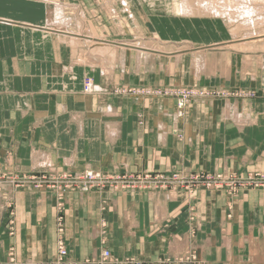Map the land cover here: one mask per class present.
Masks as SVG:
<instances>
[{
    "label": "crops",
    "instance_id": "crops-1",
    "mask_svg": "<svg viewBox=\"0 0 264 264\" xmlns=\"http://www.w3.org/2000/svg\"><path fill=\"white\" fill-rule=\"evenodd\" d=\"M120 1L130 32L108 20L100 0H0V174L48 165L264 173V34L236 37L221 20L177 17L157 0ZM154 10L216 32L162 34ZM86 78L93 93L84 92ZM188 88L192 101L179 109ZM64 200L58 237L52 193L1 186L0 264H55L59 241L67 264L100 261L103 250L105 264H180L192 251L198 264H264L261 190L72 192Z\"/></svg>",
    "mask_w": 264,
    "mask_h": 264
},
{
    "label": "rangeland",
    "instance_id": "rangeland-1",
    "mask_svg": "<svg viewBox=\"0 0 264 264\" xmlns=\"http://www.w3.org/2000/svg\"><path fill=\"white\" fill-rule=\"evenodd\" d=\"M102 1V4H101V8L102 9H106V14H108V20L110 21H115L117 23V26L118 28L121 30V32H130L128 31L129 29H126L124 28V25H125V20L122 21L123 18L125 17H129V14L125 13L126 12V8H125V5L122 4V2L120 0H116V2L118 3L116 6H111L110 7V4L111 2H114V0H100V2ZM104 1H106V3H103ZM150 4H155V1H152V0H144ZM158 2L161 1V3H163L165 1V3L163 4L164 7L169 11L171 10L170 8L172 7V5L175 4L176 1H178L177 3H179L180 1L182 2L183 0H157ZM202 1V0H190L189 2L193 5H196V11L193 12V15H190L188 17H194V16H202V17H206V18H210V19H218V20H221L223 23H225V25L230 29L229 31L231 32L232 29H234L237 24L235 25V27H232L231 28V25L229 24L228 20H226L225 22L220 19V18H216V17H213V16H210V15H207V13H204L203 11H201V9L199 8V2ZM167 2V3H166ZM199 9V10H198ZM110 11V12H109ZM154 14H155V17L154 18H157L155 19V21H153V25H154V29L157 30V32H161L162 34H168L169 36L171 37H174L175 34L173 32H179L178 35L180 36L181 32H216L215 31V26H212V31L209 29V25L210 23H207L209 24L208 26L209 27H206L204 24L201 23V21H196V22H177L176 20L172 19L170 17L169 14H166L165 10H154L152 11ZM156 13H165L163 15H165L166 17H161V16H158ZM195 13V14H194ZM172 14H174L175 16H177L178 14H175L172 12ZM205 15V16H204ZM167 16H169V20H166L164 21L165 18H167ZM74 17V15H73ZM177 17H185L183 15H179ZM121 18V19H120ZM159 18H162V19H159ZM131 19V18H130ZM131 20H129L130 22ZM76 22V21H75ZM127 21V23H129ZM74 23V20L72 19V22H71V25H73ZM130 25V23H129ZM117 28V27H116ZM207 28V29H206ZM246 29V28H245ZM243 26H239L237 28V32H235L234 34L236 35V37L240 34V32H243L244 33L240 36V37H258V36H261V34L263 35L264 34V28H259V29H255V30H249L247 28V30H245ZM69 30H73L72 28H69ZM118 30V29H117ZM155 30H153L152 32H155ZM252 31V32H251ZM254 31H257V32H254ZM135 32V31H133ZM198 35H201V33H199ZM252 37V39H253ZM123 39L126 38V37H122ZM118 42L120 41H123L121 38L119 39L118 37ZM89 84V85H88ZM89 86V90L87 89V87ZM94 91V84H93V81L90 79V78H86L84 80V92L87 93V94H90V93H93ZM148 93V92H147ZM183 93H190V96L189 98H186V100H183L182 99V94ZM194 90L192 88H188V89H184L182 91L179 92V99H178V102H183V107H186L192 100H191V95H193ZM218 96H220V94H216ZM242 95V94H241ZM249 95V94H247ZM218 96H215V97H218ZM177 98V97H176ZM183 100V101H182ZM178 108V106H177ZM57 170V169H56ZM59 172L61 171H68L69 173H75V172H78V171H70V170H57ZM83 171V170H82ZM50 172H53V171H50ZM50 172L49 170H40V172H36V173H33V174H30V175H33V176H40V175H49L50 176ZM81 172V171H80ZM104 175H113V177H120V176H124V175H128L129 173H123V174H118V173H109V172H103ZM52 177L50 181H52L53 184H55L56 186H60L63 190H64V194H68V193H72V192H77V193H80V194H87V193H90V192H96V193H101V192H106V191H110V192H129V193H134V192H140V191H146V192H172L174 190H178V191H181L183 193H194L196 191H198L199 189H203L205 188L204 187V181L202 180H199V177L198 175H201V176H213V177H217V176H220V175H226L229 176L230 178H233V177H237V178H242V179H245L243 182H238L237 183V190L239 189L238 193L240 192H243V191H247V190H252V189H255V190H261L262 192H264V189H260V186L259 185V178L261 176L264 175V173H247L245 175H236L234 173H227V172H224V173H217V174H210V173H206V172H198V173H189V174H181V173H178V172H171V173H159V174H163L164 176H167L169 177L170 175H173V174H180L181 176H183L184 178V181L187 183V182H191V187H193V191L192 192H189L186 188H185V185L183 186H179L178 184L177 185H174V184H169V186H166V187H161V186H153L151 187L150 184L148 187H146V189H141V190H127L125 188H129V187H118L115 188L113 187L111 184L110 185H106L104 188H101V187H98V186H94L93 189H88V190H85L84 191L79 187H71V185H68L67 182H64V181H61V180H55V179H52L54 176H55V173H51ZM148 174V173H146ZM153 174H157V172L153 173ZM129 175H142V174H129ZM128 175V176H129ZM24 176H29V174H26V175H20V176H8V175H3V174H0V188L1 186H4V185H7L9 186L12 190H16V191H20V190H25L18 187V180H22ZM130 178V176H129ZM230 178H227L226 180V183H231L232 182V179ZM256 178V180H255ZM13 180H15L17 183L13 184ZM248 180L250 182L246 183L245 181ZM54 186V187H56ZM243 186V187H242ZM68 187H71V188H68ZM151 187V188H149ZM218 184H217V181L216 183L214 184V187L210 188V187H207V190H218V191H224V192H227L228 194H238V193H230L226 187H220V189H217ZM132 188V187H131ZM241 188H244V189H241ZM27 189V188H26ZM50 192V191H49ZM54 191H52V194L54 196V199H55V203H56V196L55 194L53 193ZM51 193V192H50ZM8 199V197H7ZM9 200V199H8ZM7 200V201H8ZM6 206H8L6 204ZM56 206V205H55ZM10 208V207H8ZM57 210V208H56ZM11 215V214H10ZM12 216V215H11ZM56 220L57 222L59 223V220L61 221V224L63 226V221H64V211L63 213L61 214V216L58 214L57 212V215H56ZM12 226H13V222L10 220L8 222V233L9 235H13L14 231L12 230ZM59 226V224H58ZM11 229V230H10ZM61 232L59 229H58V237L61 236ZM63 237V235H62ZM57 251H58V244H57ZM194 251H192L193 253ZM191 253V254H192ZM191 254H187V255H183L181 256L180 259L177 260L178 263L180 264H198V261H195V257ZM67 256V255H66ZM191 256V257H190ZM65 258L63 259V264H67L66 261H65ZM13 261V260H12ZM56 262H58V252H57V260L55 261V264ZM100 262V263H99ZM97 262L96 264H105L107 263V260L106 261H99ZM113 264H115L114 262H112ZM137 264V263H134V262H118V264ZM169 263V261H167V264ZM91 264H95L94 262H91Z\"/></svg>",
    "mask_w": 264,
    "mask_h": 264
},
{
    "label": "built area",
    "instance_id": "built-area-1",
    "mask_svg": "<svg viewBox=\"0 0 264 264\" xmlns=\"http://www.w3.org/2000/svg\"><path fill=\"white\" fill-rule=\"evenodd\" d=\"M89 85V84H88ZM87 89L89 90V86L87 87ZM182 99L186 100V98H189L190 93H183L182 94ZM194 96V93L193 95ZM182 100V101H183ZM183 107V102H178V108L182 109ZM45 167H43V170H49L53 171L50 172V176L45 174V175H40V176H33V175H29V176H24L23 179L18 180V183L13 180V184L17 183L18 187L22 188V189H26V190H37V191H47V192H51L54 191L53 193L56 196V208H57V212L58 214L61 216V214L63 213V211H65V194H64V190L60 187V186H56L55 184L52 183L51 178L52 177L51 173H55V176L52 179L55 180H61L64 182H67L68 185H71V187H79L84 191L88 190V189H93L94 186H98L101 188H104L106 185H112L113 187L117 188L118 187H129V188H125L127 190H141V189H146V187L150 186L153 187L155 186H161V187H166L169 186V184H174V185H179V186H183L185 185V188L189 191L192 192L193 191V187H191V182H185L183 176H181L180 174H173L170 175L169 177L164 176L163 174H142V175H124L123 177H113V175H104L103 172H99V171H94L91 169H86L83 170L81 172H75V173H69L68 171H57L56 168L52 165H48L47 169H44ZM199 180L204 181V187H214V184L217 181V184L219 187H217V189H220V187H226L227 189H229L228 191L230 193H238L239 189L237 190L236 186L237 183L239 182H243L245 179L242 178H237V177H233L230 178L229 176L226 175H220L217 177H213V176H201L198 175ZM227 178L232 179L231 183H226ZM256 180V178H255ZM259 185L260 189H264V175L261 176L259 178ZM246 183L250 182L248 180L245 181ZM251 183V182H250ZM56 186V187H54ZM68 187V188H71ZM132 187V188H131ZM149 187V188H151ZM243 187V186H242ZM244 189V188H241ZM59 230L62 231V224L61 221L59 220ZM11 230V229H10ZM67 255V251L65 248V245L63 244V242L59 241L58 242V262H56V264H63V259L64 257H66ZM111 258V253L109 252V250H103L101 253V259L100 261H106L108 259ZM91 262H94L95 264L99 261H85L83 264H91ZM119 261H114L115 264H118ZM100 263V262H99Z\"/></svg>",
    "mask_w": 264,
    "mask_h": 264
},
{
    "label": "bare ground",
    "instance_id": "bare-ground-1",
    "mask_svg": "<svg viewBox=\"0 0 264 264\" xmlns=\"http://www.w3.org/2000/svg\"><path fill=\"white\" fill-rule=\"evenodd\" d=\"M189 1L190 0H183L179 3L176 1L169 12L178 14L177 16L193 15V12L196 11V5L191 4ZM164 3L165 1L162 4ZM199 6L201 11L207 13V15L220 18L224 22L228 20L231 28L235 27L237 24V26L232 29L231 33L237 32L239 26H243L244 29L246 28L245 30H247V28L249 30L264 28V0H202L199 2Z\"/></svg>",
    "mask_w": 264,
    "mask_h": 264
}]
</instances>
